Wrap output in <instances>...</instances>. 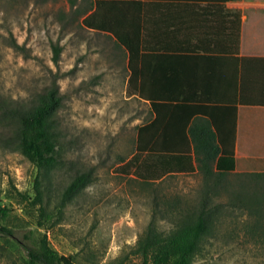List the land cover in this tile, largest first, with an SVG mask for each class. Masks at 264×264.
Here are the masks:
<instances>
[{
    "label": "rangeland",
    "instance_id": "obj_1",
    "mask_svg": "<svg viewBox=\"0 0 264 264\" xmlns=\"http://www.w3.org/2000/svg\"><path fill=\"white\" fill-rule=\"evenodd\" d=\"M53 45L60 49L57 63ZM52 84L61 98V140L59 166L43 182L44 203L52 210L76 173L88 171L91 178L57 222L38 229L37 207L5 196L15 187L32 200L37 173L0 144V207L9 205L14 232V238L0 237V264H26L19 242L28 230L34 237L46 234L60 255L74 254L75 264H139L133 249L153 213L166 232L202 200L214 233L194 264H264V180L236 173L217 180L196 170L143 183L122 174L119 166L135 151L136 129L151 114L126 94L124 51L82 28L66 0H0V104L35 101ZM5 123L0 111V131Z\"/></svg>",
    "mask_w": 264,
    "mask_h": 264
},
{
    "label": "crops",
    "instance_id": "obj_2",
    "mask_svg": "<svg viewBox=\"0 0 264 264\" xmlns=\"http://www.w3.org/2000/svg\"><path fill=\"white\" fill-rule=\"evenodd\" d=\"M66 1L80 25L94 15L137 41L132 65L140 71L142 102L188 106L194 114L187 131L196 136L213 119L231 143L233 173L264 180V0ZM121 50L127 86L128 52Z\"/></svg>",
    "mask_w": 264,
    "mask_h": 264
},
{
    "label": "trees",
    "instance_id": "obj_3",
    "mask_svg": "<svg viewBox=\"0 0 264 264\" xmlns=\"http://www.w3.org/2000/svg\"><path fill=\"white\" fill-rule=\"evenodd\" d=\"M95 17L88 16L81 25L112 35L115 44L128 52L130 76L126 94L146 102L139 84L140 71L132 65L135 60L133 47L137 41L117 35L114 29L95 22ZM14 48L21 50L18 45H14ZM52 51V59L57 63L60 49L53 45ZM60 101L58 89L52 84L35 101L13 106L6 102L0 104L2 118L6 121L0 131V144L19 153L37 173L32 182V200L15 187L5 196L12 202L37 207L34 223L36 228L44 231L58 221L63 209L88 186L91 178L88 171L76 173L63 185L52 210L48 209L47 201L44 203L47 190L43 182L59 166L57 150L61 131L56 113ZM148 107L153 118L137 127L135 151L129 160L119 166L122 174H132L143 183H155L174 174L190 175L196 170L206 178L215 177L217 180L234 172L231 143H225L213 119L207 121L208 129L196 136L192 131H187L194 114V110L188 106L150 101ZM195 111L198 113V110ZM9 208V205L0 207V237L4 238H14L9 225ZM153 214L133 249L139 264H194L195 257L202 252L203 242L214 233L213 215L207 208V201L202 200L199 207L183 214L179 223L166 232L159 229L156 214ZM19 245L24 251L26 264L76 263L74 254L64 256L55 251L46 234L34 237V232L28 230Z\"/></svg>",
    "mask_w": 264,
    "mask_h": 264
}]
</instances>
